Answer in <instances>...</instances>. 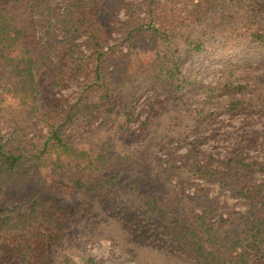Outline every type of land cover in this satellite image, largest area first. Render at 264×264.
Returning a JSON list of instances; mask_svg holds the SVG:
<instances>
[{
	"label": "rangeland",
	"instance_id": "obj_1",
	"mask_svg": "<svg viewBox=\"0 0 264 264\" xmlns=\"http://www.w3.org/2000/svg\"><path fill=\"white\" fill-rule=\"evenodd\" d=\"M42 1L30 7L37 50L39 55L43 53V59L51 57V62L43 68L45 72L52 79L62 77L64 81L56 86L51 98L48 111L52 114L44 116L41 109L35 110L30 99L12 98L0 90V143L13 153L22 154L21 161L29 165L28 170L21 166L25 171H18L6 184L0 183V207L26 203L33 195L46 200L24 223L31 233L40 231L46 235L53 227L41 217L42 211L46 212L54 200L65 208L67 217L62 237L49 248V255L55 260L64 254L70 257L71 264H85L82 257L99 264H194L193 257L189 259L182 254L184 251L177 254L167 250L165 242L164 247L152 238L140 242L135 235L132 237L135 225L130 227L125 221L128 216L137 218L136 215L153 205L155 213L165 217V226L177 223L196 229L194 218L199 212L195 204L202 198L209 200V205L244 208L227 189L221 191L211 180L190 177L186 184L170 176L166 168L174 156L184 166L195 162L189 153L188 141L192 140L199 144L201 163L211 156L215 159L211 165L218 166L221 160L238 151L246 159L264 164V51L251 47L245 31L251 21L264 23V13L236 0ZM48 13L54 18L52 36L43 22V16ZM69 13L84 29L90 21L102 23L106 42L100 66L114 76L126 60L133 69L151 60L150 49L159 42L153 32L154 24V28L160 29L178 27L180 34L193 39L204 35L208 41L205 51L186 54L185 68L188 74H194L197 84L181 95L152 84L140 93L132 122H126L116 112L117 104L111 114L93 113L69 126L66 133L74 139L78 151L88 153V158L62 153L58 163L62 171L53 179L54 166L47 160L48 152L43 150L48 132L46 124L53 122L54 110L70 108L81 99L86 102L87 92L80 88L89 86L94 77V65L87 58L89 51L85 48L87 34H74L72 41L74 49L87 60L71 63L69 69L67 65L57 68L60 59L68 60V46L62 42L69 38L59 32L54 20ZM133 18L139 20L141 32L134 34L138 35L140 49L127 59L125 31ZM181 39L177 38L178 46H182ZM22 52L20 47L11 51L17 58ZM4 71L0 60V74ZM71 72L80 74L78 83L67 80ZM93 93L97 95L98 90ZM42 103L44 100L40 103L43 107ZM28 115L24 129H19L20 119ZM16 129L21 132L14 136ZM50 151V157H56L57 150ZM22 226L21 223L13 229H3L0 236L12 244H22L25 252L34 237L26 238L20 231ZM196 231L204 236L202 229ZM204 252L207 253V247Z\"/></svg>",
	"mask_w": 264,
	"mask_h": 264
},
{
	"label": "trees",
	"instance_id": "obj_2",
	"mask_svg": "<svg viewBox=\"0 0 264 264\" xmlns=\"http://www.w3.org/2000/svg\"><path fill=\"white\" fill-rule=\"evenodd\" d=\"M209 1L207 0L206 3ZM236 1L248 3L250 6H254V11L264 13V0ZM35 3L41 4L43 1L0 0V60L5 67V71L0 74L2 81L0 90L2 91L1 94L9 95L12 98L20 96V100L30 99L31 102L33 101L35 110L41 109L39 111L44 116L45 114H52L48 111L51 102H53L51 98L57 88L56 86H59L64 80H61L62 77L52 79L50 74H47L43 69L51 62V57L48 56L43 59V53L39 55L37 50L38 40L35 37L31 22L33 10L30 9L31 5ZM98 3L100 4V1ZM66 18L68 19L66 20ZM53 19L51 13L43 16L48 35L51 36L53 35ZM54 21L59 32L69 38L62 42L68 46L66 55L68 60L63 62V59H60L58 62L61 65L57 68L61 69L66 65L68 68L71 63L83 62L82 53H78L74 49L75 45L72 42L74 34L88 35L89 40L85 48L89 51L87 58H91L94 65L92 70L94 77L89 86L80 88L87 92V101L83 102L81 99L80 102L78 100L70 108L54 110L51 118L53 122L46 124L48 132L43 150L48 152L47 160L52 162V166H54L52 170L55 171L52 178L56 179V176L62 171L59 169L60 164H58L62 153L69 157L73 154H81L88 158V153L84 150L78 151L74 139L66 133L69 126L76 124L80 118H86L93 113L106 112L111 114L117 104V109H119L116 112H120L119 115L123 116L126 122H132L135 104L140 93L147 90L152 84L167 88L171 94L181 95L186 89L197 84L194 74H188L185 68L186 54L205 51L208 38L203 35L193 39L191 36L180 34L178 27L166 26L160 29L154 28L155 24H152L153 32L159 42L156 41V44L150 49L153 53L151 60L144 66H135L134 69L130 67V61L126 60L125 65L120 67L119 72L114 76L111 71L100 66L104 60L103 48L106 38L104 26L99 20L90 21L85 29L82 24L77 23L72 13L65 14L63 17H56ZM65 22H69V24ZM82 23L84 24V22ZM245 31L248 34L251 47L255 48L256 51H264V23L259 24L251 21ZM136 32L140 33L141 29L139 20L133 18L125 31L127 42L125 57L127 56V59L130 56H135L137 50L140 49L137 43L138 35L134 34ZM178 37H182V46L177 45ZM15 47H20L23 51V55L19 58L11 53ZM87 58L84 59L87 60ZM79 76L80 74L71 72L67 80L78 83ZM94 87L98 90L97 95L93 93L96 92ZM91 94L94 97H90ZM43 100L44 106L42 107L40 103ZM177 114L183 115L181 111H177ZM28 118L29 115L20 119L22 122L19 124V129H24ZM56 119L58 121H55ZM18 131L21 132V130L16 129L12 135L15 136ZM262 134L264 135V131ZM188 142L191 143L189 153L195 162L186 166L179 162L181 164L179 165L178 157L174 156L170 160V166L166 168V172L172 177L176 176L178 181L181 180L186 184L190 177L211 180L221 191L227 189L233 198L242 203L244 208L238 210L231 209L226 205L224 207L216 204L209 205V200L202 198L195 204L199 213L195 214L194 218L196 229H202L204 232V236H201L198 235L199 233L195 228L191 229L187 225L170 223L169 226H165L167 225V223L163 224L166 220L165 217L160 218L155 213V207L151 205L148 210L145 209L136 215L137 218L127 217L126 224H131L130 227L135 225V233L131 232L132 237L135 235L142 243L152 238L158 243L161 242L163 247L165 242L167 250H174L177 254L180 253V250L184 251L182 254L187 255L189 259L193 257L194 264H264V164L248 160L242 152L238 151H233L221 160L218 166L211 165L215 161L211 156L205 163H201L198 161L199 144L193 140ZM50 149L57 150L56 157H50ZM22 158V154L13 153L11 149L6 147V144L0 143L1 184H6L11 176L16 175L20 170H24L21 166H25L26 170L29 169V165L21 161ZM35 164V162L32 163V165ZM73 168L76 169V167ZM45 201L39 200L33 195L26 203H21L12 208L0 207V231L7 228L13 229L22 223L23 226L20 231L28 239L30 236L34 237L33 244L26 246V251L23 252L22 244H12L11 240L1 235L0 264H71L69 256L63 254L59 260H55L53 256L49 255V248L60 242L61 232L65 228L64 219L67 217V210L59 206L56 200L51 206L46 207V212L44 209L41 214V217L53 227V231L46 235L40 231L31 233L29 229L26 230L25 228L24 223L31 218L36 208ZM224 209H226L225 212ZM24 210H27L26 213ZM160 219L162 220L161 225H159ZM26 242L24 241L23 244ZM206 247L207 253L204 252ZM27 258L28 261H26ZM82 260L85 264H99L89 257H82Z\"/></svg>",
	"mask_w": 264,
	"mask_h": 264
}]
</instances>
